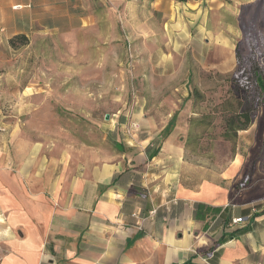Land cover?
Segmentation results:
<instances>
[{
    "label": "rangeland",
    "instance_id": "1",
    "mask_svg": "<svg viewBox=\"0 0 264 264\" xmlns=\"http://www.w3.org/2000/svg\"><path fill=\"white\" fill-rule=\"evenodd\" d=\"M111 2L106 35L98 27L35 42L25 36L12 48L11 26L0 22V136L28 185H40L46 169L57 180L131 158L127 147L145 130L155 133L157 158L179 165L184 186L218 184L235 161L245 172L239 181L247 179L238 191L264 178V133L256 131L263 107L246 130L224 138L231 108L256 98L254 61L264 81V0H223L205 20L182 6L170 16L134 4L122 16ZM172 117L170 136L158 142Z\"/></svg>",
    "mask_w": 264,
    "mask_h": 264
},
{
    "label": "crops",
    "instance_id": "2",
    "mask_svg": "<svg viewBox=\"0 0 264 264\" xmlns=\"http://www.w3.org/2000/svg\"><path fill=\"white\" fill-rule=\"evenodd\" d=\"M221 1L111 4L122 16L134 4L141 12L170 16L172 7L182 6L193 19L205 20ZM170 20L163 26H172ZM0 22L11 26L9 37L22 34L32 42L88 28L99 33L98 27L106 35L110 0H0ZM263 114L264 108L262 120ZM140 125L151 128L147 119ZM256 131L263 137L264 129ZM142 134L127 147L131 158L57 180L48 179L46 169L40 185H28L0 136V249L6 250L0 264H264V214L258 215L264 210V178L257 175L238 191L245 172L235 161L218 184L184 186L178 164L164 163L158 154L147 157L155 133Z\"/></svg>",
    "mask_w": 264,
    "mask_h": 264
},
{
    "label": "trees",
    "instance_id": "3",
    "mask_svg": "<svg viewBox=\"0 0 264 264\" xmlns=\"http://www.w3.org/2000/svg\"><path fill=\"white\" fill-rule=\"evenodd\" d=\"M179 2H185V0H178ZM16 42L19 43V46H23L27 43V38L25 35H16L13 38L9 40V44L12 48L16 47ZM251 76H252V87L255 89L256 98L251 100L250 104L244 103L242 101H237L236 107L231 108L230 117L227 120V130L226 133H224V138L229 140V134L228 131L233 132V136H236V133L238 131L246 130L250 124L252 123L253 113L256 111H260V109L264 108V81L262 78V67L258 65L255 61L251 64ZM174 121L175 117H172L168 123L163 127V129L159 132V135L157 137L158 142L165 141L171 134L173 128H174ZM263 121H264V114H263ZM154 143V142H153ZM150 148L147 147L145 149V153L148 158L155 157L159 151L160 147L158 146L155 149H152L151 152H149ZM245 177L238 182L236 185V188L241 187V185L244 183H247ZM212 211H218L217 209H214ZM264 214V210L259 213L258 215ZM223 241V237L216 243V246L219 245ZM212 250H209L207 252H211Z\"/></svg>",
    "mask_w": 264,
    "mask_h": 264
},
{
    "label": "built area",
    "instance_id": "4",
    "mask_svg": "<svg viewBox=\"0 0 264 264\" xmlns=\"http://www.w3.org/2000/svg\"><path fill=\"white\" fill-rule=\"evenodd\" d=\"M241 220H242L241 218L236 219V220L234 221V223L240 222Z\"/></svg>",
    "mask_w": 264,
    "mask_h": 264
},
{
    "label": "water",
    "instance_id": "5",
    "mask_svg": "<svg viewBox=\"0 0 264 264\" xmlns=\"http://www.w3.org/2000/svg\"><path fill=\"white\" fill-rule=\"evenodd\" d=\"M107 118V117H106Z\"/></svg>",
    "mask_w": 264,
    "mask_h": 264
}]
</instances>
